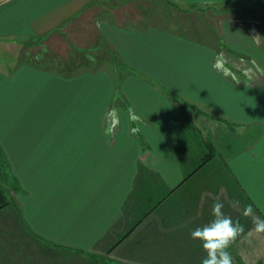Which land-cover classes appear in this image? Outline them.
<instances>
[{
    "label": "crops",
    "instance_id": "0c3cea01",
    "mask_svg": "<svg viewBox=\"0 0 264 264\" xmlns=\"http://www.w3.org/2000/svg\"><path fill=\"white\" fill-rule=\"evenodd\" d=\"M4 40L23 48L0 67V264H201L217 202L243 228L233 264H264V0H0ZM203 108L256 127L257 151L197 166L179 139Z\"/></svg>",
    "mask_w": 264,
    "mask_h": 264
},
{
    "label": "rangeland",
    "instance_id": "374dc122",
    "mask_svg": "<svg viewBox=\"0 0 264 264\" xmlns=\"http://www.w3.org/2000/svg\"><path fill=\"white\" fill-rule=\"evenodd\" d=\"M181 8L179 7V9ZM179 12H182V11L179 10ZM173 15H176L174 14V11H173ZM186 15L188 17H191L192 13L189 12V14H186ZM22 48H23L22 42H16V41L13 42L12 40L8 42H6V40L0 41V67L5 65L8 61H10V64H9L10 68L14 66L16 62L15 58H17ZM229 52L233 55L234 58H237V61H240L239 59L246 60L247 58V56H244L245 58L239 57V55L241 54L245 55V54L237 49H229ZM59 54L63 61L68 60L64 52L63 53L59 52ZM51 55H53L52 57L53 60L58 61V56H56L52 52H51ZM86 59L88 60V57ZM94 59H96V57ZM257 59L261 62L262 65H264V56L259 55ZM246 62L249 63V60H246ZM227 67L230 68L229 65H227ZM231 71L234 73H239L238 71H233V70ZM239 76H240V73H239ZM254 76H255L256 81L257 80L259 81L260 80L259 78L260 76H262V74L259 73L258 70H255ZM200 116H203L202 125L200 128L201 134H199L198 131L196 130L193 137H189L187 135L186 137L179 139V141H185V144L188 147L193 146V151L191 152L193 154L191 155H198L196 159V161L198 162L197 166H199L200 163L204 165L206 162H208V161H205L208 158V155H215L214 159L210 161L212 165L216 164L214 166L215 170L221 171V172L223 171L228 172L230 169V166L228 167L227 164H224V163H227L226 160L231 155H241L243 153V150L248 149L250 145L251 146L249 149H251L254 152L257 151L258 149L257 143L255 142L254 144H251L250 142L251 139L256 138L258 136L259 131L256 127L238 128L239 125L235 126L233 123H231L232 122L231 120L218 117L213 112H207L205 108H203V111L200 112ZM255 118L256 120H262L258 116H255ZM259 130H261L260 127H259ZM188 140H191L190 143ZM207 145L215 148V151L213 149L212 152L210 153V149L208 148ZM187 159L189 160L188 161L189 164L194 163L191 161L190 157H187ZM196 161H195V164H196ZM143 171L144 170H140V172H143ZM209 173L211 174V172ZM185 175L186 173L182 171V176L184 177ZM202 175H200V177ZM208 180L209 178L207 179V181ZM217 180L219 181V178ZM187 189L189 192H192L191 187L190 188L189 186L186 187L185 191ZM165 195H166V191L158 192L157 194L153 196L152 203L154 205H160V206L161 204L163 205L175 204L176 201L179 199V194H175V195L170 194V196H168V199H169L168 202H163V200L166 198ZM222 210L224 211L223 207H222ZM224 213H227V212L224 211Z\"/></svg>",
    "mask_w": 264,
    "mask_h": 264
},
{
    "label": "clouds",
    "instance_id": "9594fccd",
    "mask_svg": "<svg viewBox=\"0 0 264 264\" xmlns=\"http://www.w3.org/2000/svg\"><path fill=\"white\" fill-rule=\"evenodd\" d=\"M228 60L223 53L218 54L215 57V62L212 68L215 72L222 74L225 77H231L232 80L239 84L240 80L229 67H227ZM243 75L248 79H252L254 76L253 68H246L243 70ZM132 119H138L135 115H132ZM221 203H214L212 209V215L216 217L215 220L209 223L197 227L191 232V238L198 241L203 250H205V256L201 261V264H233L232 256L228 251L232 241L243 231V228L238 223H233V220L229 218L221 217ZM253 209L248 206L244 209V215L252 214ZM257 234H264V219L257 218L254 221V229Z\"/></svg>",
    "mask_w": 264,
    "mask_h": 264
},
{
    "label": "trees",
    "instance_id": "16d2710c",
    "mask_svg": "<svg viewBox=\"0 0 264 264\" xmlns=\"http://www.w3.org/2000/svg\"><path fill=\"white\" fill-rule=\"evenodd\" d=\"M78 53H81V51H77ZM80 58V57H79ZM76 60V59H75ZM209 147V149L211 148L210 146H208ZM211 150H213L212 148H211ZM1 155V154H0ZM209 156V155H208ZM205 161H207V160H205ZM201 166H203V165H201ZM4 192H2L1 190H0V200L2 199L3 200V204L1 203L0 204V210L4 207V206H6L7 205V203H5V197H4V194H3Z\"/></svg>",
    "mask_w": 264,
    "mask_h": 264
}]
</instances>
